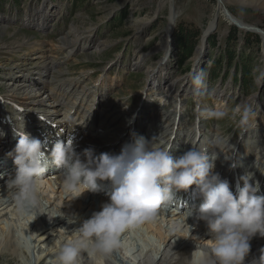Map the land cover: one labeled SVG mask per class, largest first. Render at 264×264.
I'll list each match as a JSON object with an SVG mask.
<instances>
[{"label":"rangeland","instance_id":"rangeland-1","mask_svg":"<svg viewBox=\"0 0 264 264\" xmlns=\"http://www.w3.org/2000/svg\"><path fill=\"white\" fill-rule=\"evenodd\" d=\"M48 1L53 2V7L50 8L51 12L56 7L63 9L58 19H49L50 25L42 29L21 22V19L24 20L26 13L31 12L32 8L40 6L44 8ZM220 1L0 0V94L18 101L20 104L16 103L15 106L34 111V115L37 117L40 116L48 122L55 121L54 118L57 113L49 114L48 112L51 107L53 108L50 102L52 100L45 93L41 96L38 94L37 87H41V84L38 83L37 86H32L29 82L23 84L21 73L26 74L29 71L32 74L28 73L25 79H35L38 76L37 72L40 71L39 64L43 60L48 66L52 61L59 60L60 64L49 70V74L43 73L45 74L44 78L58 90L67 87L68 79L78 81L79 88L84 86L94 89L96 82L104 79L105 85L97 94L98 97L104 96L103 102L98 105L99 110L102 108L107 110L115 103L117 106L123 105L124 108L134 109L137 113L146 109L144 106L148 100H151L154 106L163 105L164 100L161 99L160 95L164 93V90L153 92L148 91V88L153 74L161 66L157 65L156 61L163 59L165 49L162 48L164 44L159 43L165 38L164 33L169 21L170 4H173L176 12L174 27L176 23L190 27L198 32V39L192 52L185 56L181 55V50L172 39L167 58L168 64L161 66L160 75L158 74L159 79H161L160 88H164L161 84L164 85L170 80H174V84L178 83L177 86L196 90L198 96L188 94L184 97L178 94L179 89L176 87L171 96L174 93L178 94L175 97L176 105L179 98L182 99L180 108L176 106L179 115L187 119L188 122L195 120L198 124H202L204 130L212 131L210 134L207 133L209 136L228 137L230 144L232 141V144H236L238 140H242L243 134L248 132V127L252 123L251 127L256 125L255 129L258 128L256 138L257 144H259V142L264 141V48L262 47V36L255 29H252L255 31L239 29L234 24L229 23L224 14L228 11L234 17L264 29V0H222L223 3ZM213 19L214 24L212 29L208 31L207 38L213 33L215 39L208 43L207 38L201 40V37L208 33L206 32L207 26ZM30 21L38 24L35 19ZM231 28L237 32L235 37L230 35L231 40H227ZM75 29L77 31H74ZM247 33L253 36L259 35V39ZM77 38L79 42L72 49V53H68L64 62H61L62 52L59 45L74 46V40ZM205 40L207 43L202 50V41ZM197 48L202 54L200 62H196L193 58ZM227 50L234 52L230 62L226 61L223 56ZM141 51H144L143 57L137 56ZM38 55H45V58H34ZM135 60L136 63H134ZM194 74L201 77L202 85L194 84ZM215 92L225 96L218 105L217 102L213 101ZM160 100H162L161 103H159ZM0 103V108L6 106L1 112L5 113L7 112L6 109L10 110L7 108V104ZM166 105L169 110L173 108L172 102H167ZM11 106L13 107L12 104ZM245 107L251 109V114L247 122L242 123ZM1 112L0 115H2ZM217 113H223V115L217 116ZM197 115L201 121L196 118ZM13 116H17L16 113L14 114V110L10 113V117H5L6 122L11 123L9 125L12 127L19 128L20 126L17 124L20 125L22 119L18 117L15 119ZM19 116L23 120H30L31 118L21 114ZM122 119L128 120L129 114L124 115ZM57 120L61 121L62 119L59 117ZM63 120L67 124L71 123V119L68 121L67 117ZM138 120L144 121L146 118L140 119L137 116ZM135 122L136 118H133L131 127ZM67 124L64 128L58 127L57 129L63 132L61 136L64 141L68 133ZM185 125L186 123L183 124L182 130L185 129ZM177 127H181V125L179 124ZM144 131L146 130L144 129ZM2 133L9 134V131L3 130ZM100 135L105 136H101L102 141L106 142L107 140L108 143L116 137V135L114 137ZM8 139L9 137L1 136L0 152L5 148L3 145H7L6 140ZM18 139L19 137H17V141ZM39 139L43 141L44 137ZM236 149L234 148V150ZM261 188L263 190L264 183ZM1 192H3V188ZM65 194L62 196L63 199ZM186 196L187 194L183 196L184 199ZM39 197L37 207L23 209L18 200L13 203V205L16 204L20 221L32 226L35 223L34 219L38 217L34 211L41 210V214H44L49 210H54L52 205L48 206L49 204L45 202L42 194L39 193ZM161 211H164L163 215L166 218L169 210L161 209ZM55 214L57 215V212ZM184 214V212L181 213L182 216ZM173 222L178 223L177 227L184 224L182 218ZM201 223L204 222L201 221ZM163 224L166 223L163 222ZM139 227L138 225V228L137 226L130 228V232L125 236L121 235L119 238V247L121 248L120 250L118 247L115 248L116 254L119 251L124 253L123 261L126 264L129 263L127 260L130 257L129 252L126 253L122 247V243L125 241L127 243L129 240L134 242L136 248L138 247L143 251L150 247L152 255H157L158 249L155 248L158 247L159 238L157 239L150 232L147 234L144 227V230ZM18 228L15 235L17 240L19 239L20 249L24 250V253L20 252L22 254L20 263L23 264L24 261L26 264H38L39 262L40 264H50V259H46L45 252L42 253L43 256L41 257L44 260H36V248L32 249L27 233L24 234L23 227ZM58 229L52 231V237L40 245L49 244L51 246L56 244L58 246V237L60 236ZM199 232L200 230L197 234ZM133 236L135 239L132 238ZM170 242H173V239Z\"/></svg>","mask_w":264,"mask_h":264},{"label":"bare ground","instance_id":"bare-ground-1","mask_svg":"<svg viewBox=\"0 0 264 264\" xmlns=\"http://www.w3.org/2000/svg\"><path fill=\"white\" fill-rule=\"evenodd\" d=\"M220 2L223 3L222 0ZM46 7L43 8L40 6L37 8H32V11L26 13L25 17L23 18L24 20L21 19V22L30 26L34 25L38 29L49 26L51 21L49 22L48 20L54 18L58 19L59 14L62 13L63 9L56 7L51 12L50 8L53 7L52 1H48ZM224 15L229 23L233 22L232 19L236 21L240 25L239 29L243 31H245L246 28L254 29L252 24H248L243 20L234 17L228 11ZM175 17L176 12L174 6L173 4H170L169 21L164 33L165 38L159 43L164 44L162 48L165 50L163 59L161 58L156 61L157 65L163 66L168 61L167 58L171 40L167 39H169V33L171 29H173ZM33 19H35L38 24L32 23L30 21ZM213 24L214 19L209 22L206 32L212 29ZM74 31L77 30L75 29ZM208 34L209 32L204 34L201 37V40L202 38H207ZM260 34L262 36V47L264 48V33L260 32ZM78 42L79 39L77 38L74 40V46L59 45V49L62 52L61 62H64L68 53H72V49ZM143 52L141 51L137 56L143 57ZM201 55L200 49L197 48V51L193 57L194 60L196 62H200ZM38 57H42L44 59L45 55H38L34 58ZM136 62L137 61L135 60L134 63ZM59 64L60 61L56 60L52 61L48 66L45 64V60H43L39 64L40 71L37 72L38 76L31 80L25 79L27 74L31 72L28 71L26 74L21 73L23 84L24 82H29L32 86H37L38 83L41 84V87H37L39 90L38 94L41 96V94L45 93L50 97V100H52L50 102L53 108L51 107V110L48 112L49 114L57 113L58 115L55 116V121L53 120L48 122L43 118H40V116L37 117L34 115V111L32 112L27 108L18 107V111L15 112L17 114L16 117L22 119V117L19 116L20 114L24 117H31L30 120H21V124L24 123L23 130H25L26 133L38 139L40 137H44L43 140L48 138V144L53 142V146L57 140L64 141L61 136V133L63 132L57 129L58 127L64 128L66 126L67 123L63 120V118L67 117L68 121L71 119V123L67 124L68 133L66 134L67 136L65 137V141L66 139H73V144L77 153H82L85 149L91 148L93 149V155L95 156H99L101 153L119 154L123 145L132 143L134 140L140 138H143L145 141H150L149 143L153 147L171 146V154L174 157L182 155L190 147L206 148L210 154L219 153L221 155V157L216 161L215 171L220 174L222 179H227L229 181L230 188L233 191H235V186L239 182V177L245 172H252L254 174V178L260 183V192H258L257 195H264V188L263 190L261 188L262 184L264 183V141H261L259 144H257L258 140L256 136L258 128L255 129L256 125L253 124L254 126L251 127V123L250 127H248V132L243 134L242 140H238L236 144H232L233 141L230 144V139L228 137L221 138L218 137V135L209 136L207 133L210 134L212 131L207 132L202 127V124H198L195 120L188 122V120L180 116L177 111V107L180 108V101L182 100L179 98V101L176 105L175 97L178 94L184 97L188 94H192L196 97L198 96V92L196 90L189 89V87L177 86L178 83L174 84V80H170L164 85L161 84V86L164 87L161 89V79L158 77V74L160 75L159 70L162 69L161 66L153 74L152 79L150 80L148 91L156 92L159 90H164V93L160 95L161 99L164 100L163 105L154 106L151 100H148L144 106L146 109L137 113L134 109L130 110L128 107L124 108L123 105L117 106L115 103L107 110L103 108L99 110L98 105L103 102L104 96L102 97L100 95L98 97L97 94L105 85L103 83L104 79L96 82L95 89L92 87L85 88L84 86L79 88L80 85H78V81L75 82L74 79H68L67 87H63V89L60 88V90H58L57 87H52L50 82L44 78L45 74L43 73L47 74L49 70L58 66ZM153 77L155 78L154 80ZM191 85H193V83H191ZM176 87H178L179 93H174V95L171 96L172 91L175 90ZM4 97L6 99L13 100L7 96ZM164 97L166 98L164 99ZM214 97L215 98L213 101L217 102L218 105L219 101L225 96L219 92H215ZM153 100H155V98H153ZM162 100H160L159 103H161ZM13 101L20 104L16 100ZM167 102H172L173 105L171 106L173 108L171 110L168 109V106L166 105ZM4 107L6 106H3L2 108ZM2 110L3 109L0 108V112ZM1 113L2 115H0V120H2V116L5 114L3 112ZM128 114L129 119L123 120L122 117ZM137 116L140 119L146 118V120L137 121ZM59 117L62 119L61 121L57 120ZM133 118H136V122L134 123L133 127H131V121ZM184 123H186L185 129L182 130ZM21 124H17V126L21 127ZM179 124L181 127H177ZM10 127V125L0 121V138L2 135L4 137H9V139L6 141H8V143L11 145L14 142L15 135L14 132L11 131ZM38 127L40 129H38ZM144 129L146 131H144ZM3 130H8L9 134L2 133ZM100 134L108 135V137H114L116 135V137L113 138L110 143H108L107 140L106 142L102 141V137L105 136ZM234 148L237 149L234 150ZM230 158L235 159L237 162H239L241 158L243 166L234 168L231 167L230 165L233 163V161L229 160ZM8 160V158L1 159L0 165H4ZM7 169V172H2L0 174V264H21L20 258H22V254L20 252L24 253V250L20 249L21 246L18 242L19 239L17 240L15 235V231H17L19 226L23 227V230H25L24 234L27 233L31 247H33L32 249L34 250L36 248V260L42 259V253L45 252V257L46 259H50V264H59V250L64 244L71 242L77 236L78 228L81 226L82 221L89 218L93 212L99 211L102 204L107 202V193L110 192L108 191L109 188L103 191L104 193L98 197L97 202L93 199V196L90 193H84L81 197L72 200L75 196V193H70L65 189L61 171L54 167L52 168V171L49 174L46 173L41 180L39 191V193L43 195L45 202L49 204L48 206L52 205V209L54 210H49L44 214H41V210L34 211V213L36 212V217L38 216L39 218H35V223H33L31 226L24 221H20L18 217L19 213L16 209V204L13 205V203L17 201V192L10 185L6 184V181L13 177L15 173H13V169ZM2 182L5 183L2 184ZM60 187L61 189H59ZM2 188L3 192H1ZM182 191L183 190L176 194L177 198H180V193ZM184 193H186L188 197L189 193H192V189L190 188ZM63 194L66 195L64 199L62 198ZM87 197H89L88 200H86ZM194 199L198 201L200 198H195L193 196L191 201L187 203H183V199H181L178 210L170 211L169 209V211H167L168 213L166 218L163 215L164 211H160L154 219L139 224V228L142 227L141 229H143L144 227L147 231V234L150 232L154 234L157 239L159 238L158 247L155 248L158 249L157 255H152L150 247H148L149 249L143 251L138 247L136 248L134 242L129 240L127 243L125 241L122 243L123 246H121L126 251V253L129 252L130 258L127 260L129 262L127 264H184L183 257L192 256L194 259L195 250L207 246L211 240V235L208 232L206 225L201 223V220H199L195 215L187 218L188 213H185L187 210L186 206L197 207L195 206L196 203L194 202ZM171 207L173 206H170V208ZM55 212H57V215ZM182 212L185 213L184 216L181 215ZM73 216L76 217L75 222ZM181 218L184 220V224L182 226L179 225V228L177 227L178 223L173 221L178 219L180 220ZM38 220L41 222H38ZM163 222L166 224L164 225ZM180 222L183 223L182 221ZM184 226L185 228L183 229ZM189 226L190 231L188 229ZM57 229L60 234L58 237V246L56 244L51 246L49 244L46 246L40 245V243L42 244V242H44L46 239L52 237V231ZM199 230L200 232L197 234ZM194 231H196V233H193ZM128 232H130V229L126 230L121 235L125 236ZM132 238L135 239L134 236ZM171 239H173V242H170ZM118 248L120 250L121 247ZM171 249L178 253L181 257L177 259L174 255H169ZM118 254L115 253V249H113L105 257H101L99 254L92 255L89 252L87 253L86 264H126L123 261L124 253L119 251ZM23 264L26 263L23 261ZM38 264H40V262ZM243 264H264V237L257 234L250 240V251L246 255Z\"/></svg>","mask_w":264,"mask_h":264},{"label":"clouds","instance_id":"clouds-1","mask_svg":"<svg viewBox=\"0 0 264 264\" xmlns=\"http://www.w3.org/2000/svg\"><path fill=\"white\" fill-rule=\"evenodd\" d=\"M193 82L197 86L203 83L196 74ZM250 114L251 109L245 107L242 123ZM23 129L24 123L13 127L19 139L8 155L14 156L16 172L7 181L16 190L21 208L39 205L40 182L53 166L62 172L65 189L75 193L72 200L84 193L101 192L105 181L111 186L107 202L83 220L77 236L61 247L59 264H86L89 252L107 256L119 247L123 232L154 219L162 207L174 206L178 201L176 194L190 188L202 202L198 207L186 206L187 218L195 215L203 221L211 240L195 250L194 259L183 257L184 264H243L250 240L257 234L264 237V195H257L259 181L252 172H245L233 191L229 181L215 171L219 153L190 147L174 157L171 146L153 147L143 138L123 145L119 154L95 156L91 148L77 153L73 139L57 140L48 151L47 139L42 141ZM229 160L233 161V168L243 166L241 158L239 162ZM73 218L75 222L76 217ZM169 255L181 257L172 249Z\"/></svg>","mask_w":264,"mask_h":264},{"label":"trees","instance_id":"trees-1","mask_svg":"<svg viewBox=\"0 0 264 264\" xmlns=\"http://www.w3.org/2000/svg\"><path fill=\"white\" fill-rule=\"evenodd\" d=\"M234 28V27H233ZM237 30L235 31L234 29L230 30V32L228 33V37L227 40H231V36L235 37ZM249 34V33H247ZM245 34V35H247ZM250 36H253L252 34H249ZM173 41L174 43H176L179 47V49L181 50V55L185 56L188 55L192 52L193 47L195 46L197 39H198V32L192 30V28L190 27H186L181 23H176L173 33ZM233 37V38H234ZM257 39H259V35H255L253 36ZM215 39V34H211L208 36L207 40L208 43H210V40H214ZM228 46V45H227ZM234 52L233 50H227L224 52L223 56L225 58L226 61L230 62L232 60V56H233Z\"/></svg>","mask_w":264,"mask_h":264},{"label":"water","instance_id":"water-1","mask_svg":"<svg viewBox=\"0 0 264 264\" xmlns=\"http://www.w3.org/2000/svg\"><path fill=\"white\" fill-rule=\"evenodd\" d=\"M218 1V0H217ZM232 21L233 22H230V23H232V24H234L236 27H240V25L236 22V21H234L233 19H232ZM244 27H246V26H244ZM253 28L254 29H256L257 31V33L260 35V32H263L264 33V29H261V28H259V27H257V26H253ZM246 30L248 31V30H250V31H255V30H252V29H248V28H246ZM172 38V29H171V31H170V33H169V39H171ZM206 43V40L203 42V44H205Z\"/></svg>","mask_w":264,"mask_h":264}]
</instances>
